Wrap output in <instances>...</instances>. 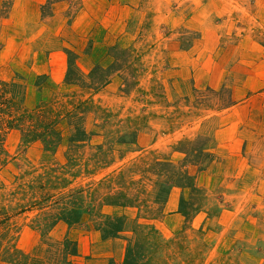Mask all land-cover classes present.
I'll use <instances>...</instances> for the list:
<instances>
[{
  "label": "rangeland",
  "instance_id": "1",
  "mask_svg": "<svg viewBox=\"0 0 264 264\" xmlns=\"http://www.w3.org/2000/svg\"><path fill=\"white\" fill-rule=\"evenodd\" d=\"M259 63L264 0H0V264H264L212 121Z\"/></svg>",
  "mask_w": 264,
  "mask_h": 264
},
{
  "label": "crops",
  "instance_id": "2",
  "mask_svg": "<svg viewBox=\"0 0 264 264\" xmlns=\"http://www.w3.org/2000/svg\"><path fill=\"white\" fill-rule=\"evenodd\" d=\"M59 54L60 56L63 55L58 49L56 56ZM259 65L261 69L257 73L255 71L251 74L254 77L251 81H248L250 78L244 72L238 79L243 82L240 89L235 87L241 92L238 99L240 101L233 105L229 112H220L212 120L213 122L216 121L213 143L216 144V150L221 147L220 153L222 150L226 162L230 163L223 175L236 177L237 180L239 178L245 179L246 176L252 178L258 173L262 175L261 169H264V68L262 69L263 64L259 63ZM207 80L212 81V78ZM258 189L264 194V184L263 181L260 184L259 179L244 183L238 193L234 195V202L231 201V205L239 206L238 203L247 202L248 199L243 200L246 194L249 191L256 192ZM217 220L228 225L237 220V216L232 214L229 220L225 219V216ZM238 220H240L239 224L241 226L244 219L238 218ZM175 221V224L179 225L181 223L180 220ZM227 225L225 226L226 229L228 228ZM245 225L247 227L244 229L247 232L254 233L253 226L250 225L248 228V223H245Z\"/></svg>",
  "mask_w": 264,
  "mask_h": 264
},
{
  "label": "trees",
  "instance_id": "3",
  "mask_svg": "<svg viewBox=\"0 0 264 264\" xmlns=\"http://www.w3.org/2000/svg\"><path fill=\"white\" fill-rule=\"evenodd\" d=\"M130 253H131V251L129 250L128 252H127V254H126V258L124 259V264H131V262L133 261V259L132 260H130L131 258V255H130ZM130 255V256H129Z\"/></svg>",
  "mask_w": 264,
  "mask_h": 264
}]
</instances>
